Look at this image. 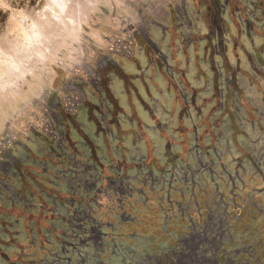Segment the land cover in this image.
Instances as JSON below:
<instances>
[{"label":"rangeland","instance_id":"1","mask_svg":"<svg viewBox=\"0 0 264 264\" xmlns=\"http://www.w3.org/2000/svg\"><path fill=\"white\" fill-rule=\"evenodd\" d=\"M2 13L0 264H100L71 226L111 219L97 191L145 159L143 177L171 171L186 200L217 196L224 241L264 260V0H0Z\"/></svg>","mask_w":264,"mask_h":264},{"label":"flooded vegetation","instance_id":"2","mask_svg":"<svg viewBox=\"0 0 264 264\" xmlns=\"http://www.w3.org/2000/svg\"><path fill=\"white\" fill-rule=\"evenodd\" d=\"M142 161L144 165L147 163L146 159ZM144 165L140 164L138 170L135 168L134 175L130 179L124 177L123 173L120 172H118L117 177L105 178L107 189L97 191L106 203L111 204L107 207L110 214L109 218L111 217V219L105 222L102 218L95 217L94 214L91 217L84 215L79 221L80 226H71L73 229L83 231L84 236H86V238L79 241V244H87L88 246L91 244L98 248L100 264H106L102 257L109 255L110 259H112L120 256V254H123V257H125V254L130 256V264H249V261H258V263L264 261L260 254L252 252V245L248 246L249 248H245V243L242 248V251L245 252L243 254L240 253V250L230 249L233 241H224V232L228 235L231 228L225 229V217H227L228 213L220 210L224 204L222 201H216L217 196L213 198L214 201L211 202L209 208L207 205H204V208L201 206L202 209L208 212L203 221L204 228L202 231H208L211 224L216 229L215 233L211 231L209 234L210 241H199L198 244L191 243L194 238L200 239V234L196 232L198 229L192 235L184 236V239L178 233L168 232L171 231V223L173 230H176V228L182 229L185 226L187 221L185 222L183 219V214L187 208L192 206L197 209L198 205L196 201L195 203L193 201L196 196L189 197L186 200L185 193L174 188L173 182L165 180L166 183H164L162 179L169 172L171 173L169 170L156 168L161 176L152 177L151 174H153V170L157 165H152L151 176L143 177ZM175 173L179 175L178 171ZM172 175L174 176L175 174ZM77 176L79 177L80 175ZM102 177L99 180L102 181ZM86 180L85 183L81 182L79 184L78 190L83 193V196L89 197L95 191L94 188L96 186L95 184L90 186ZM173 181H178V179ZM167 182H170L169 185ZM149 183L150 186L148 187ZM153 185L159 186L161 188L160 191L155 192ZM157 192H164V195L159 197ZM236 193L235 190H231V197L233 196L234 200L229 205H234V207L237 205L236 209H242L243 206L248 205L250 200L246 199V203L244 205L240 204L241 207H239L237 196L240 195ZM82 203L84 204V202ZM225 204L228 205V203ZM155 207L157 212L149 218L148 215H152V210L155 211ZM85 210L87 209L84 208L81 213L85 214ZM157 213L164 214L163 219L160 220ZM153 223H159V226L162 227L164 241H151L147 239V236L138 235L134 230L131 231V234L128 233L129 235L124 232L125 227L134 229L139 227L138 230H141L140 227L144 224H148L151 227ZM221 234H223V237H221ZM229 236L232 237V234L230 233ZM75 239L77 238H72V241ZM218 239L219 241H217ZM120 241H137V243L130 247ZM258 245H260V241ZM243 255L246 258H243Z\"/></svg>","mask_w":264,"mask_h":264},{"label":"crops","instance_id":"3","mask_svg":"<svg viewBox=\"0 0 264 264\" xmlns=\"http://www.w3.org/2000/svg\"><path fill=\"white\" fill-rule=\"evenodd\" d=\"M136 76L138 77V71H136ZM195 203V202H194ZM196 204L198 205L197 209L193 208V206L191 208H187L185 213L183 214V219L185 220L186 224L185 226L181 229L176 228V230H173L172 228V223L170 224L171 231L168 232H175L178 233L179 235H181V238L184 239V236H190L192 235V233L196 230L197 233L201 234V232H203V221L205 219V217L203 216V212L204 210L201 208L200 203L196 202ZM165 213L166 211L163 210ZM157 215V214H156ZM161 218L163 219L164 214H160ZM159 217V216H158ZM199 218V220H198ZM148 224H144L142 227H140L141 230H138V228L134 229V228H129V230L131 231H135L138 235H144L147 236V239H150L151 241H164V232L162 230V227L159 226V223H153L152 226L148 227ZM152 229V230H151ZM231 241V240H230ZM239 262V260H238Z\"/></svg>","mask_w":264,"mask_h":264},{"label":"trees","instance_id":"4","mask_svg":"<svg viewBox=\"0 0 264 264\" xmlns=\"http://www.w3.org/2000/svg\"><path fill=\"white\" fill-rule=\"evenodd\" d=\"M1 15H2V18L0 19V23L1 25H4L8 19V16L4 13H2Z\"/></svg>","mask_w":264,"mask_h":264}]
</instances>
